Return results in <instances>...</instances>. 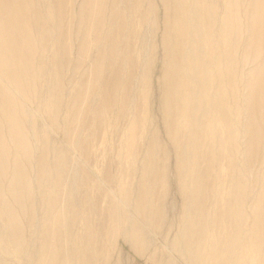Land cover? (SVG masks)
<instances>
[{
	"label": "rangeland",
	"instance_id": "1",
	"mask_svg": "<svg viewBox=\"0 0 264 264\" xmlns=\"http://www.w3.org/2000/svg\"><path fill=\"white\" fill-rule=\"evenodd\" d=\"M253 2L30 0L0 25V264H264Z\"/></svg>",
	"mask_w": 264,
	"mask_h": 264
},
{
	"label": "bare ground",
	"instance_id": "2",
	"mask_svg": "<svg viewBox=\"0 0 264 264\" xmlns=\"http://www.w3.org/2000/svg\"><path fill=\"white\" fill-rule=\"evenodd\" d=\"M29 1L30 0H0V5H5L4 9L0 11V25H10L11 30L17 31L18 26H20V24H22L24 20V18L19 15L17 11L19 10V8L24 10L26 6L30 4ZM251 9V24L252 30H254L252 34V41L255 43H264V0H254L251 5ZM9 35V32L8 35H5V38L8 39L9 42L8 45L4 44L5 40L0 38V45L4 44V46L0 48V78L5 80V82L10 86L13 84L17 85L21 83L19 81V78L17 77L18 75H15L11 71L10 63H8V53L13 54L14 48H16L17 46L13 38ZM24 35L28 34L24 32ZM18 58L19 54L17 55L16 59ZM260 75H264V62L257 70L255 69L253 71L252 79L249 83L251 94H253V99H256L264 93V79H260ZM1 87L3 89V85H1ZM6 88L7 87L4 86V94L6 93ZM16 135L18 137V143H20L21 146H26L21 143V139L23 138L22 133L16 130Z\"/></svg>",
	"mask_w": 264,
	"mask_h": 264
}]
</instances>
